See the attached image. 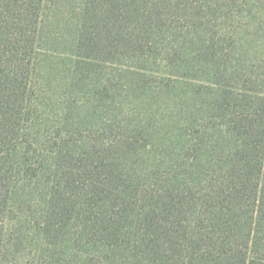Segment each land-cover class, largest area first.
Instances as JSON below:
<instances>
[{"label": "trees", "instance_id": "1", "mask_svg": "<svg viewBox=\"0 0 264 264\" xmlns=\"http://www.w3.org/2000/svg\"><path fill=\"white\" fill-rule=\"evenodd\" d=\"M64 1L0 0V264H22L14 256L32 213L48 264H66L68 255L76 264H264V72L227 69L212 55L203 70L209 142L201 147H209V166L182 173L189 181L168 167L161 175L170 185L163 179L164 189L148 193L136 185L139 168L128 164L143 144L98 135L80 150L64 130L69 109L58 112L38 92L54 77L55 61L76 82L127 55L157 56L165 23L156 0H77L63 23ZM145 14L157 18L141 22ZM58 29L66 32V49L57 52L64 56H45L61 44ZM104 82L97 84L103 93L89 84L97 103L117 92ZM48 110L55 115L42 123L38 114ZM40 139L55 142L51 151L34 150Z\"/></svg>", "mask_w": 264, "mask_h": 264}, {"label": "rangeland", "instance_id": "2", "mask_svg": "<svg viewBox=\"0 0 264 264\" xmlns=\"http://www.w3.org/2000/svg\"><path fill=\"white\" fill-rule=\"evenodd\" d=\"M64 2L67 4L61 5L65 11L61 18L63 23L72 19V10L78 6L77 0ZM156 4L158 8L153 9L159 11L165 23L158 34L163 44L158 47L157 56L127 55L117 65L100 69L101 72L85 71L76 82L69 81L66 72L69 66L55 61L54 77L38 92L58 112L60 108L69 109L61 116L69 120L64 130L77 140L80 150L88 149L98 140V135L103 141L122 137L125 142L133 141L135 147L143 144L144 149L137 148L138 158L129 159L128 164L139 168L141 176L138 175L136 185L143 191L147 186L148 193L164 189L160 185L163 179L170 185L172 179L162 176L168 167H173L183 180L189 181L182 173H196L202 169L200 167L209 166V147H201L209 142V90L204 86L209 79L203 70L211 66L212 55L216 61L225 62L227 69L256 66L258 74L264 72V0H156ZM149 16L157 18L145 14L140 21L149 20ZM190 25L198 27L199 31H191ZM52 28L57 29V21L52 20ZM62 32L66 33L59 29L55 32L61 44L56 43L57 47L52 49L55 52L45 56H64L57 53L67 45ZM167 60L172 65H167ZM197 68L200 73L196 72ZM165 71L178 72V76H169L171 72L164 76ZM107 80L116 86L117 92L110 99L103 96L106 98L103 103H97L99 97L95 99L97 94L93 97L89 84L94 82L95 92L103 93L97 84ZM51 113L48 110L38 117L43 123L45 117H54ZM54 144L40 139L33 148L38 153H48ZM31 216L33 221L27 215L24 220L21 216V220L27 221L23 224L26 241L14 257L22 264H48L44 251L47 247L34 239L40 237L36 224L41 220L33 213ZM77 259L68 255L65 263L76 264Z\"/></svg>", "mask_w": 264, "mask_h": 264}]
</instances>
